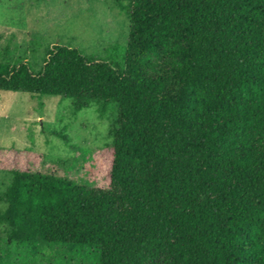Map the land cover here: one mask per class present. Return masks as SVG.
Instances as JSON below:
<instances>
[{"label": "trees", "instance_id": "16d2710c", "mask_svg": "<svg viewBox=\"0 0 264 264\" xmlns=\"http://www.w3.org/2000/svg\"><path fill=\"white\" fill-rule=\"evenodd\" d=\"M120 6L121 60L57 44L37 72L0 62V91L116 110L109 186L8 170L3 240L96 264H264V0Z\"/></svg>", "mask_w": 264, "mask_h": 264}, {"label": "rangeland", "instance_id": "374dc122", "mask_svg": "<svg viewBox=\"0 0 264 264\" xmlns=\"http://www.w3.org/2000/svg\"><path fill=\"white\" fill-rule=\"evenodd\" d=\"M130 0H0V62H27L34 72L55 45L77 48L94 61L121 60L129 44L130 20L120 5ZM113 106L74 113L69 99L0 91V194L11 169L54 172L107 188L113 148ZM61 135L66 136L64 140ZM5 203L0 199V208ZM0 224L2 264H96L94 248L69 249L39 243L7 245Z\"/></svg>", "mask_w": 264, "mask_h": 264}]
</instances>
